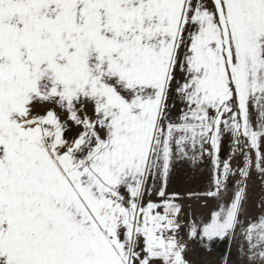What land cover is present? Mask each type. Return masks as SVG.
<instances>
[{
    "label": "snow or ice",
    "instance_id": "1",
    "mask_svg": "<svg viewBox=\"0 0 264 264\" xmlns=\"http://www.w3.org/2000/svg\"><path fill=\"white\" fill-rule=\"evenodd\" d=\"M262 142L264 0H0V264H189L167 180L205 157L202 195L240 180L188 238L264 264V212L240 219Z\"/></svg>",
    "mask_w": 264,
    "mask_h": 264
},
{
    "label": "rangeland",
    "instance_id": "2",
    "mask_svg": "<svg viewBox=\"0 0 264 264\" xmlns=\"http://www.w3.org/2000/svg\"><path fill=\"white\" fill-rule=\"evenodd\" d=\"M172 103V97L169 98V104ZM44 108L54 109L60 119L65 121L68 128L65 131V136L71 139L79 131L72 121L68 119L67 113L61 111L58 107L50 104L41 105ZM179 102L172 109L175 115L180 109ZM243 148L242 145H234L229 134L222 137L220 159L221 161L229 160L234 170L238 169L243 164V155L240 151H234V148ZM264 148V142H262ZM243 151L250 152L254 158V152L249 149ZM210 161L205 157L197 164H192L188 161L177 162L173 165L172 171L167 180V192L177 193L178 199L175 201L181 207L179 219L182 222V228L179 233L183 242L187 243V250L184 252V258L189 264H238L237 243L230 239L213 238L211 241L204 238L203 240L198 235L195 238L189 239L187 236V223L193 221L199 224L201 220H207L210 217L211 211L217 210L219 203H228L234 196L235 182L240 180V174L235 171L234 175L228 177L227 189L222 192L220 198L208 197L202 195L209 190V179L211 173L209 171ZM250 175L245 181V199L243 200V211L240 214V219L247 226L249 218H255L264 212V205L261 201L264 200V189L261 187L260 180L254 169H249ZM151 183V182H150ZM160 186V181L156 182L157 189ZM191 193L192 195H189ZM148 199L146 195L145 200ZM151 199L156 200L157 197L153 194ZM247 244L245 243V249ZM239 264H247V260H240Z\"/></svg>",
    "mask_w": 264,
    "mask_h": 264
}]
</instances>
